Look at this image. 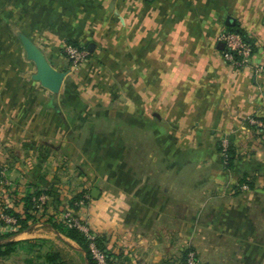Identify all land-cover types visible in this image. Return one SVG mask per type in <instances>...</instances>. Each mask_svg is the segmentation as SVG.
<instances>
[{
  "label": "crops",
  "instance_id": "crops-1",
  "mask_svg": "<svg viewBox=\"0 0 264 264\" xmlns=\"http://www.w3.org/2000/svg\"><path fill=\"white\" fill-rule=\"evenodd\" d=\"M236 30L243 65L225 57ZM67 41L88 51L76 67ZM0 147L17 212L74 164L79 215L119 264H180L188 248L264 264V0H0ZM57 233L31 223L11 240ZM0 264L40 262L17 249Z\"/></svg>",
  "mask_w": 264,
  "mask_h": 264
},
{
  "label": "trees",
  "instance_id": "trees-1",
  "mask_svg": "<svg viewBox=\"0 0 264 264\" xmlns=\"http://www.w3.org/2000/svg\"><path fill=\"white\" fill-rule=\"evenodd\" d=\"M235 32L242 34L240 30H236ZM66 43L73 44L80 48L85 47L73 41H67ZM235 57L236 59H239V56L236 54ZM220 149L224 154L226 166L228 168H233L234 161L236 159L234 146L231 144L224 145L221 143ZM2 170L5 169L1 164L0 178L5 179L6 175L2 176L1 174ZM238 183L239 185L246 184L251 188L254 186L252 178L247 174H243ZM1 185L2 183L0 181V209L8 214L16 216L18 221L13 230H6L3 232L0 231V257L9 256L17 249H21L29 254H33L37 259H39L40 264H72L70 259L65 256L63 250L51 239L32 238L26 240H11L13 234L27 228L31 223H34L36 220H38L40 215L42 216L47 213L50 200L48 199L47 202L39 206L38 197L42 193H47L49 195L52 194V189H37L28 191L26 195L21 198L23 203L21 212H17L15 211L14 207L5 205L6 203L4 200H2ZM84 199V192H79L70 201L69 205L71 208H73V210L79 209V204H75L74 202ZM49 216L48 222L56 230L68 238L74 240L79 245L80 250L84 255V264H100L97 258L94 257L91 243H94L100 250H102L110 264H119L117 262L115 253H113L106 244L107 238L105 235L94 234V232H92V237L89 238L80 228L76 226H69L64 221H55L53 220L52 215ZM1 223L5 225L3 222ZM191 251L193 250L190 248L184 251L180 264H189L188 256Z\"/></svg>",
  "mask_w": 264,
  "mask_h": 264
},
{
  "label": "rangeland",
  "instance_id": "rangeland-1",
  "mask_svg": "<svg viewBox=\"0 0 264 264\" xmlns=\"http://www.w3.org/2000/svg\"><path fill=\"white\" fill-rule=\"evenodd\" d=\"M64 45V44H63ZM63 49V48H62ZM1 147H0V155H1ZM1 159V158H0ZM53 164L58 167L62 166V158L57 157L55 160H53ZM3 161H0V165H3ZM62 168L60 169L58 176H56V184L51 186L52 194L42 193L43 195H47L49 198V207L48 211L45 215H40L39 219L34 222V225H36L37 229H47V227H53L49 222L48 218L49 215H52L53 220L55 221H66L65 214L67 212H70V217L80 218L81 222L86 224V226L89 227V225L86 223L88 222L85 219H82L79 215V209L73 210V208L70 207L69 203L74 198L78 192L74 191L75 186L81 179H85L83 175L81 176L79 174V169L76 168L74 164H72V168L65 172ZM81 178V179H80ZM41 194V195H42ZM85 196H88V193H86ZM85 200H78L75 201V204H79V206H82ZM1 223V222H0ZM90 228V227H89ZM51 229V228H50ZM90 230V233H92V230ZM58 231V230H57ZM55 240L58 242V246L63 250L65 256L70 259L72 264H84V257L83 253H78L75 251L74 247H79V245L72 239L68 238L64 234L60 233L58 231L57 235L54 236ZM80 248V247H79Z\"/></svg>",
  "mask_w": 264,
  "mask_h": 264
},
{
  "label": "built area",
  "instance_id": "built-area-1",
  "mask_svg": "<svg viewBox=\"0 0 264 264\" xmlns=\"http://www.w3.org/2000/svg\"><path fill=\"white\" fill-rule=\"evenodd\" d=\"M222 39L225 41L227 51L225 52V57L227 60L231 61L232 63H235L237 65H243L246 64L250 57L252 56V47L249 43L245 41V39L235 31H228L223 33ZM63 50L65 52V55L70 60V63L73 67L78 66L81 62L85 61L88 57V51L85 47L80 48L78 46H75L73 44L64 43ZM235 54L239 56V59H236ZM251 121L254 122L252 119ZM226 145V144H224ZM2 176L5 175V170H2L1 172ZM1 183H7L8 180L5 178H0ZM39 206L41 204H44L48 201L47 195H40L38 197ZM70 212H67L65 214L66 221L69 226H76L80 228L85 234L91 238L92 235L90 233V228L86 226V224L82 223L80 218L70 217ZM17 217L11 214H8L0 209V222H3L5 225H3V230H13L14 226L17 224ZM1 230V229H0ZM92 252L94 254V257L97 258L100 264H110L107 261V258L105 254L100 250L94 243H91ZM188 262L189 264H201L196 256L195 252L191 251L188 256Z\"/></svg>",
  "mask_w": 264,
  "mask_h": 264
},
{
  "label": "water",
  "instance_id": "water-1",
  "mask_svg": "<svg viewBox=\"0 0 264 264\" xmlns=\"http://www.w3.org/2000/svg\"><path fill=\"white\" fill-rule=\"evenodd\" d=\"M62 73H54V78H55V81H54V84L56 85V87L58 86L59 82H60V79L62 77ZM58 81V82H57ZM58 83V84H57ZM98 192L97 189H94L93 192H92V195L95 196V194Z\"/></svg>",
  "mask_w": 264,
  "mask_h": 264
}]
</instances>
